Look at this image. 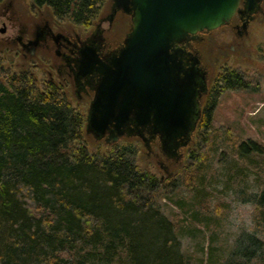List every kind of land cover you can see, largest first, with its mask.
Returning <instances> with one entry per match:
<instances>
[{
  "label": "trees",
  "instance_id": "16d2710c",
  "mask_svg": "<svg viewBox=\"0 0 264 264\" xmlns=\"http://www.w3.org/2000/svg\"><path fill=\"white\" fill-rule=\"evenodd\" d=\"M31 1L49 8L55 21L83 28L92 25L105 2ZM3 53L0 264H189L181 251L179 224L158 202L162 192L167 196L168 180L138 165L140 149L133 137L91 149L85 111L74 105L66 86L39 78L33 61L16 64L17 56ZM242 81L234 71L222 72L208 93L181 167L190 193L204 183L218 98ZM229 141L240 161L233 164L231 182L244 179L248 170L255 174L259 191L253 219L260 233L240 234L220 264H264V146L236 135Z\"/></svg>",
  "mask_w": 264,
  "mask_h": 264
},
{
  "label": "water",
  "instance_id": "95a60500",
  "mask_svg": "<svg viewBox=\"0 0 264 264\" xmlns=\"http://www.w3.org/2000/svg\"><path fill=\"white\" fill-rule=\"evenodd\" d=\"M241 0H114L131 14L124 43L108 57L94 45L81 49L78 74L95 72V96L86 115V133L106 143L137 136L147 146L159 136L164 153L179 157L189 143L206 90L199 57L176 44L226 24ZM262 0H245L254 8ZM1 30L5 23H1ZM43 30L23 43L31 53ZM148 133V136L146 135Z\"/></svg>",
  "mask_w": 264,
  "mask_h": 264
},
{
  "label": "rangeland",
  "instance_id": "374dc122",
  "mask_svg": "<svg viewBox=\"0 0 264 264\" xmlns=\"http://www.w3.org/2000/svg\"><path fill=\"white\" fill-rule=\"evenodd\" d=\"M5 2L7 6L2 9L7 8L11 19L0 18V52H4L3 55L8 58L17 56L16 64H22L24 56L16 55L15 51H20V47L11 39L16 36L19 25L23 23L30 28L38 21L40 15L54 21L55 18L50 15L52 13L49 8L37 9L31 0ZM110 4L111 0H105L98 17L110 11ZM3 22L5 29L1 30ZM60 24L68 26L66 22ZM74 27L84 29L81 25ZM129 27L128 22L117 25L108 32V36L112 42L121 40ZM261 50H264V33L255 36L251 47L252 54L247 53L233 60L235 61L233 64L238 69H249L246 74L247 84L242 88L224 89L218 98L213 112L215 140L209 146L210 152L203 171V185L199 186L197 192L190 193L189 188L183 184L181 167L185 163L186 158H184L173 170L175 171L173 176L167 178V196L162 192L158 197L162 212L179 224L181 251L189 264H208L209 260H211L210 264H220L235 247L236 239L240 234L253 231L260 233L253 219L254 197L259 191V186L252 170L246 171L248 175L244 179L238 180L235 184L231 182L235 180V175L231 173L233 164L240 161L237 160L234 143L229 139L236 135L240 139L257 141L264 146V56L262 52L260 53ZM41 55L38 53L29 60H37L36 74L39 78H48L46 72L52 66L53 56ZM224 59L223 56L220 58L217 68H222ZM240 64L242 67L239 66ZM67 89L74 105L85 111L86 107L77 102L70 87ZM132 139L140 149L137 154L138 165L161 178L164 171L156 158L148 155L141 139L136 137ZM88 141L91 149H96L98 145L104 148L106 143L105 140L95 139L92 136H88ZM196 144L197 142L194 141L191 146Z\"/></svg>",
  "mask_w": 264,
  "mask_h": 264
},
{
  "label": "flooded vegetation",
  "instance_id": "af4514ba",
  "mask_svg": "<svg viewBox=\"0 0 264 264\" xmlns=\"http://www.w3.org/2000/svg\"><path fill=\"white\" fill-rule=\"evenodd\" d=\"M6 3L4 2L0 7V18L3 17L10 20L7 8L2 9L4 6H7ZM126 22L130 26L126 32L127 34L132 26L131 14L118 8L114 0H111L110 11L98 17L92 25L84 29H77L69 25L62 26L58 21L40 15L38 21L34 22L30 28L23 23L20 24L17 28L16 36L11 37V39L16 46L20 47V52L25 57L23 59H31L32 56L34 57L38 53L39 55L52 54V66L46 72L48 79L58 80L66 88L70 87L77 102L86 107L85 115H87L91 101L95 96V85L98 75L95 72L85 75L78 74V60L81 57V49L87 45H94L103 57H108L110 54L117 52L123 45L126 34L121 40L112 42L108 36V32L112 31L117 25ZM42 30L43 35L40 37L34 52L31 53V45L27 44L23 47V43H27L30 39H33ZM262 33H264V0L251 9L245 0H241L238 9L226 24L212 30L201 31L194 38L175 45L183 46L187 51L196 54L200 59V66L205 71L204 82H206L207 87L198 99V107L201 113L197 118V124L203 115V107L208 93L217 84V80L222 72L232 73L234 71L239 74L243 79L240 88L247 84L246 74L249 69H238L233 64L235 63L233 60L247 53L252 54L251 47L253 40L256 35L261 36ZM208 34L210 35L208 36ZM261 52L264 56V50H261ZM222 56L225 57L224 64L222 68H217V63ZM31 64L37 66L38 62L34 59ZM239 66L242 67L241 64ZM197 124L192 132L189 143L180 147L179 157L163 152L159 136L151 139L147 146L143 143L148 155L154 159L156 158L164 171V174L161 176L162 180L172 177L175 173L173 170L182 163L188 150L187 147L193 140ZM88 135L96 139L93 133H88ZM146 135L148 136V133ZM106 136L107 134L99 137V140H105ZM125 137L127 136H123L119 140ZM132 137L139 138L137 136Z\"/></svg>",
  "mask_w": 264,
  "mask_h": 264
}]
</instances>
